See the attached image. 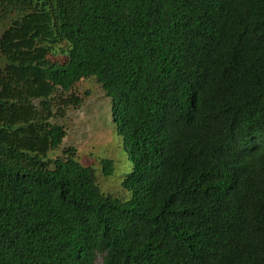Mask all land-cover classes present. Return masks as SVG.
<instances>
[{"label": "trees", "instance_id": "1", "mask_svg": "<svg viewBox=\"0 0 264 264\" xmlns=\"http://www.w3.org/2000/svg\"><path fill=\"white\" fill-rule=\"evenodd\" d=\"M85 79L111 98L122 192L63 145ZM97 255L264 264V0H0V264Z\"/></svg>", "mask_w": 264, "mask_h": 264}, {"label": "rangeland", "instance_id": "2", "mask_svg": "<svg viewBox=\"0 0 264 264\" xmlns=\"http://www.w3.org/2000/svg\"><path fill=\"white\" fill-rule=\"evenodd\" d=\"M80 91L89 90V95L78 109H71L63 123L67 126L64 146L77 148L78 158L84 165L92 166L105 193L122 192L120 181L131 168L123 138L112 119L111 98L106 96L93 79L81 80ZM108 158L114 161V172L104 176L100 161ZM96 264H101L100 255Z\"/></svg>", "mask_w": 264, "mask_h": 264}]
</instances>
